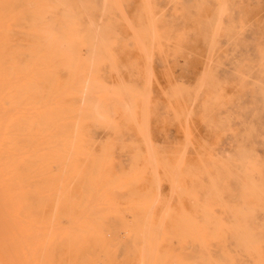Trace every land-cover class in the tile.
I'll list each match as a JSON object with an SVG mask.
<instances>
[{"label":"rangeland","instance_id":"1","mask_svg":"<svg viewBox=\"0 0 264 264\" xmlns=\"http://www.w3.org/2000/svg\"><path fill=\"white\" fill-rule=\"evenodd\" d=\"M225 1L7 0L18 15L8 18L4 33L25 52L46 35L64 41V48L53 51H71L66 40L77 38L75 51L88 69L96 67L102 81L61 84L69 90L56 96L58 108L67 110L58 121L59 138L73 134L81 120L84 153L79 161L88 168L99 165L102 173L95 204L105 214L110 248H89L101 264L140 263V252L131 246L122 223L147 213L156 228L168 232L179 228L183 218L206 222L215 213L230 223V232L239 228L248 235L247 249L240 250L232 238L213 239L211 253L223 264H264V0ZM18 55L14 50L17 64ZM59 72L62 80L68 79L67 71ZM41 86L19 84V106L6 104L14 114L5 111L21 122L20 130L9 128L20 152L12 150L22 153L21 194L49 213L53 208L43 196L32 195L37 177L29 168L33 153L44 146L39 142L46 99ZM15 88L10 86L9 93ZM52 167L58 174V167ZM83 185L82 179H69L77 200L83 197ZM62 223L67 225L65 219ZM164 239L159 241L162 251L171 249L186 259L191 253L205 254L190 238ZM224 251L231 258H224ZM2 254L0 250V264Z\"/></svg>","mask_w":264,"mask_h":264},{"label":"bare ground","instance_id":"2","mask_svg":"<svg viewBox=\"0 0 264 264\" xmlns=\"http://www.w3.org/2000/svg\"><path fill=\"white\" fill-rule=\"evenodd\" d=\"M14 1L17 0H12V2ZM13 7V5L7 3V0H0V250L3 253L4 264H101V260L98 257L91 256L89 248H92V246H96L101 250L110 248V240L105 237V225L102 221L105 214L95 204V197L99 194V191L101 192L102 173L99 165L95 164L88 168L86 164L79 161V156L84 153L81 139V120H78L73 134H65L64 137L59 138L58 121L66 117L67 110L58 108L56 96L57 93H67L69 90L67 85L61 86V84H102V81L96 75V67L93 66L88 69L85 58L75 51L79 42L77 38L66 40V47L73 48L71 51H53L55 48H64V41L46 35L41 39L36 38L30 51L25 52L20 42L13 41L8 34L4 33L8 18L18 15L13 10ZM94 28L98 29L97 27ZM153 28H156L155 25ZM44 31L50 32L48 28L44 29ZM152 38L154 39V37ZM41 48L48 51H41ZM14 50L19 51V64L13 58ZM145 50L147 51V48ZM60 69L68 73V79L65 81L62 80ZM149 76L151 77V75ZM19 84H44V86L40 87V92L44 93L43 96L46 99L42 104L39 120V142L44 146L37 148L33 155L31 154L32 157H30L35 158L32 160L33 163L31 162L32 165L29 164L30 166H28L35 171L34 175L37 177L32 195L34 197H38L39 194L43 196V201L49 203L53 208L49 213L39 210L40 204L37 202L33 204L29 198L21 194L23 183L20 154L22 153L14 152L19 148V141L9 130V128L20 130L21 122L20 119H13L14 116L12 114L14 113L10 112V109V111H8V108L6 110V104L11 108L19 106L21 101ZM10 86L16 87L13 94L9 93L8 89ZM159 86L161 87V85ZM198 89L200 90V88ZM148 93L149 91L147 95H149ZM146 101L147 98H145ZM146 107L149 108L148 106ZM5 110L12 113L13 117L10 116V113H6ZM82 112L83 109L80 108L78 113L81 114ZM145 127H147V123ZM144 129L146 131V128ZM185 132L188 133L187 131ZM149 139L147 140L146 138L147 142H150ZM36 142L34 143L36 144ZM146 159L149 160V158ZM178 164H180L179 161ZM54 165L59 169L58 174L53 172L52 166ZM176 167L178 169V166ZM156 169L154 167L152 171ZM31 174H33L32 171ZM153 174L157 175L158 172ZM156 175L154 177L157 184L159 183L157 180L159 177L157 175L156 178ZM71 178L83 180V197L81 200H77L71 193L69 186V179ZM175 182L177 183V181ZM171 184L173 183L171 182ZM134 185H138V183ZM174 186L176 187L175 183ZM157 194L159 195V193ZM156 202L157 200H155ZM212 214H209L210 219L206 222H204L203 218L201 222L191 217L183 218L181 225L178 226L179 228L175 229L173 227L175 230L172 232H168L162 226L156 228L153 224V215L151 213H147L142 217L136 216L133 222L123 221L122 224L129 237L131 246L138 248L140 252L139 264H223V260L216 258L209 250V241L216 239L223 242L228 238H232L236 242L237 247L245 251L247 249L248 235L239 228L232 229V232H230V223L215 215V213ZM164 218L162 220L163 223L165 221ZM63 219L66 220L67 225H63ZM171 236L178 239L187 237L197 242L205 252L204 256L196 257L191 253L186 259L185 256L171 249L160 250L159 241ZM223 256L229 259L231 258V253L228 254V252L224 251Z\"/></svg>","mask_w":264,"mask_h":264}]
</instances>
